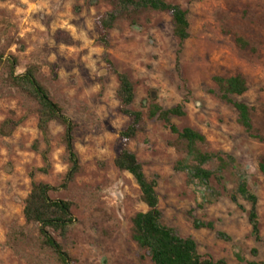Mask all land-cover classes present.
Segmentation results:
<instances>
[{
    "label": "rangeland",
    "instance_id": "374dc122",
    "mask_svg": "<svg viewBox=\"0 0 264 264\" xmlns=\"http://www.w3.org/2000/svg\"><path fill=\"white\" fill-rule=\"evenodd\" d=\"M118 1L0 0V126L19 122L0 136V264H60L42 245L39 225L25 219L35 181L51 187L50 198L71 204L70 230L55 237L72 264H154L133 239V217L148 211L140 186L115 163L125 145L121 132L131 123L121 112L117 72L132 79L133 109L145 113L127 147L158 183L164 224L181 237L192 236L198 250L216 260L263 262L264 0H166L188 12L190 37L182 50L170 14L133 7L103 44L97 21ZM30 69L74 124L77 169L67 151L66 126L53 121L46 137L35 102L10 82L11 73ZM238 74L248 91L236 99L251 107L255 134L263 139L238 123L237 110L214 81ZM154 96L165 109L185 103V115L173 123L202 133L201 149L227 161L208 183L177 168L184 153L174 146L176 135L148 116ZM219 166L216 160L206 167ZM241 175L258 196L259 240L249 222L250 203L233 199ZM196 220L213 228H196Z\"/></svg>",
    "mask_w": 264,
    "mask_h": 264
},
{
    "label": "trees",
    "instance_id": "16d2710c",
    "mask_svg": "<svg viewBox=\"0 0 264 264\" xmlns=\"http://www.w3.org/2000/svg\"><path fill=\"white\" fill-rule=\"evenodd\" d=\"M114 5L115 10L113 12L100 17L97 21L101 34L99 40L103 44L109 43L111 30L130 7L135 10L143 9L170 14L174 34L180 40L181 50L184 42L190 37L191 24L188 12L180 5L169 3L166 0H119ZM117 7L123 8V10L117 11ZM1 57L0 59H2ZM8 61L11 63L10 60ZM117 75L120 82L117 96L121 103V112L131 119V123L121 132V139L125 145L115 163L120 170L127 171L134 176L141 189V199L148 207V211L138 212L133 217L134 241L142 250L149 253L154 264H229L225 259L216 260L209 253H201L192 236L181 237L175 229L164 224L157 193L158 183L156 180L147 177L136 154L127 147L142 129L145 113L133 109L136 89L132 79L126 73L117 72ZM214 81L220 89L221 98L232 104L237 110L238 123L255 138L263 139L262 136L255 134L251 107L236 99L237 96H242L248 91V83L245 77L241 74L230 77L215 76ZM10 82L35 102L39 115V128L46 137L50 135V124L53 121H59L66 126L67 151L74 169H77V155L74 150V124L65 115L61 106L53 100L48 89L41 84L35 72L30 69L18 76L11 73ZM152 100L151 104L148 105V116L160 119L170 128L172 133L176 135L174 146L184 153V158L178 163L177 168L189 171L193 178L199 179L203 183H208L213 176L222 172L227 161L218 154L204 152L201 149L200 146L206 141L205 136L191 127L179 129L173 123V117L185 115V103L165 109L157 103L155 96ZM18 125L19 122L11 119L4 121L0 126V136L10 135ZM216 160L220 162L217 170L206 167L215 163ZM259 170L264 176V158L259 165ZM50 191L51 187L48 184L33 182L32 191L26 200L25 219L28 224L39 225L42 245L53 251L60 264H72L70 255L55 237V234L66 237L70 230L73 223L71 204L65 200L50 198ZM238 196H242L250 203L249 222L252 226L253 235L259 240L258 196L249 189L247 180L243 175L240 176L237 194L233 195L235 202H238ZM194 225L196 228H213L212 223H204L199 220H196ZM238 259L243 260L240 256ZM249 264H264V261H251Z\"/></svg>",
    "mask_w": 264,
    "mask_h": 264
}]
</instances>
